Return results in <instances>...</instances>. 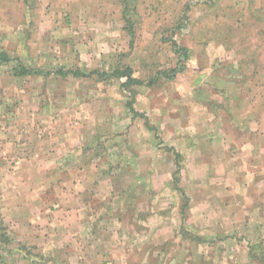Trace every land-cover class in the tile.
<instances>
[{"label":"rangeland","instance_id":"1","mask_svg":"<svg viewBox=\"0 0 264 264\" xmlns=\"http://www.w3.org/2000/svg\"><path fill=\"white\" fill-rule=\"evenodd\" d=\"M24 110L38 141L82 132L70 171H51L99 178L67 203L82 209L77 228L57 238L79 240L77 264H115L126 249L146 264L162 252L214 264L206 243L221 237L264 264V0H0V123ZM84 206L92 223L80 229ZM41 230L18 245L0 215V263L57 252Z\"/></svg>","mask_w":264,"mask_h":264},{"label":"crops","instance_id":"2","mask_svg":"<svg viewBox=\"0 0 264 264\" xmlns=\"http://www.w3.org/2000/svg\"><path fill=\"white\" fill-rule=\"evenodd\" d=\"M20 116L23 117V120L32 119L31 112L24 110L22 112L19 111L18 114L13 113L9 116L13 123L6 125L0 123V170L4 168L0 171V215H3L4 218L12 222V228L16 232L15 236L16 242L19 243L18 245H21L20 242L25 243L23 241H26L28 244H34L36 240L40 239L38 233H43L41 229L47 228L56 230L54 233L51 230L48 234L50 238H47H49L52 246L59 250L55 253L46 251V254L44 252V257L41 259L34 257L30 253L23 254L18 251L14 254L16 261L14 264H33L36 260H40V262L45 261V263L51 262L52 264H77L84 256L79 240L75 238L64 245L63 240H58L57 238L60 235L62 236L66 228L73 227V223H76L74 216L77 214L78 217V213L82 210L75 204L67 203H72L70 201L76 199L77 196V198H81L79 196L86 198V189L93 187L94 183L98 182L99 179L97 175L80 178L79 175L74 176L72 173L69 174V165L72 162L70 163L68 158L73 153H76L80 146L83 145V143L77 145L82 139V132L78 129L74 130L69 126H62L61 128L53 130L52 133H49V135L51 134L50 138L47 135L43 137L44 139L38 141L37 134H33L34 132L28 128L22 129V122L19 119ZM31 142L33 145L30 144ZM29 144L31 146L30 149L28 146L24 150L19 149ZM33 148L34 151L31 150ZM26 150L28 152L25 153ZM16 160L18 161L16 162L17 164L22 163L21 168L17 171H9V162L15 163ZM81 163L74 162L73 164L81 166ZM201 163L202 166L205 165L203 164L204 161ZM55 166L66 170L69 168L67 175L63 178L62 175L65 173L63 171H61L62 174H56L55 170L58 167L51 171ZM5 168L9 172H6ZM200 169L202 168L200 167ZM189 196L191 198L192 196L194 197V193L189 194ZM56 203L59 204V210L55 208ZM193 206H190L191 215L189 221L193 220L196 222L198 220L199 210L196 209V205ZM69 208L71 209L70 213H68L69 215L67 217H61L69 211ZM88 208L90 209V206L83 207L86 213L81 218L82 221L80 222L82 224L78 222L80 229L86 228L92 221V216L88 215L92 210H88ZM199 217L201 218V216ZM228 220L230 221V218ZM201 221V227L209 226L214 229H222L226 225V222H222L221 220H216V222L212 223L208 222V220ZM235 223L236 221H232L233 226ZM146 224H144L145 227H147ZM166 225L170 228L172 227L169 224ZM166 225L162 226L160 230L169 228ZM192 225L195 228L198 227L197 224ZM236 225L238 226V223ZM73 228L77 227L75 226ZM218 234H221V230H218ZM226 241L227 238L221 237L219 239H211V241L206 243L207 248L217 246L216 249L214 248V251L209 250L206 255L213 260L214 264H233L231 262L233 258H236L234 264H260L258 261L251 260L249 257L245 259L239 253L234 254V248L232 249L231 246L224 245L225 247L223 249L222 245L226 244ZM232 241L237 244L239 239L235 237ZM114 248L115 246L109 244L107 249L110 251L109 253H112L116 250ZM106 250L102 252V255L106 253ZM132 253V250L126 249L123 252L120 251L118 256L114 253L109 258H112L115 264H146V262L141 263ZM179 255L175 252H162L158 256L156 255V259L158 260V264H174V262H166V259L172 261H178L181 258L185 259V255ZM187 260L195 264L196 254L189 253Z\"/></svg>","mask_w":264,"mask_h":264},{"label":"trees","instance_id":"3","mask_svg":"<svg viewBox=\"0 0 264 264\" xmlns=\"http://www.w3.org/2000/svg\"><path fill=\"white\" fill-rule=\"evenodd\" d=\"M122 75L126 76L129 79V81H134V79L132 78V72L130 70H126L122 72Z\"/></svg>","mask_w":264,"mask_h":264},{"label":"built area","instance_id":"4","mask_svg":"<svg viewBox=\"0 0 264 264\" xmlns=\"http://www.w3.org/2000/svg\"><path fill=\"white\" fill-rule=\"evenodd\" d=\"M111 264V263H110Z\"/></svg>","mask_w":264,"mask_h":264}]
</instances>
